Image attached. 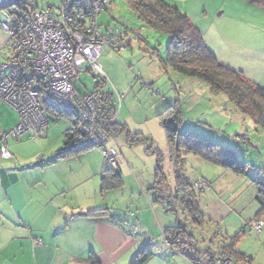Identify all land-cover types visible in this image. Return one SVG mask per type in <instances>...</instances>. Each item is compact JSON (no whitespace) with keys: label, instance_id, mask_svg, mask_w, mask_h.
<instances>
[{"label":"rangeland","instance_id":"374dc122","mask_svg":"<svg viewBox=\"0 0 264 264\" xmlns=\"http://www.w3.org/2000/svg\"><path fill=\"white\" fill-rule=\"evenodd\" d=\"M165 1L188 16L219 63L264 88V0ZM60 3L39 0L38 6L44 9ZM1 13L0 64L11 44L2 29ZM99 22L104 30H117L128 46L121 51L104 49L98 63L106 83L86 71L80 73L76 87L80 94L99 87L113 96L114 120L123 131L114 135L116 140L107 148L116 147L119 154L120 184L113 182L112 190H100V175L104 167L111 166L103 148L58 159L65 132L73 126V118L64 115L54 117L44 137L34 139L33 133H27L20 141L9 140L10 152L19 159L17 169L25 171L34 191L31 197L42 200L50 188L62 187L61 196L67 201L107 204L138 240L133 249L137 264L150 252L142 264H206L204 253L218 251L222 243H234L235 250L251 260L235 264H264V213L259 215L262 231L252 229L261 210L256 196L264 184V131L225 94H215L206 83L164 67L169 36L139 19L128 0H110ZM170 106L181 112L182 133H195L230 147L236 160L246 164V172L238 174L170 147L159 116ZM0 113L6 131L17 125V112L4 101H0ZM178 155L180 161L175 158ZM2 161L6 166L14 162ZM185 179L191 184V193L200 199L202 224L193 223L189 211L175 198L177 182ZM141 219L146 229L135 225ZM170 226L194 236L195 261L167 244L164 230Z\"/></svg>","mask_w":264,"mask_h":264},{"label":"built area","instance_id":"2783aa9c","mask_svg":"<svg viewBox=\"0 0 264 264\" xmlns=\"http://www.w3.org/2000/svg\"><path fill=\"white\" fill-rule=\"evenodd\" d=\"M109 1L61 0L58 7L41 9L39 0H0L2 29L11 39L10 52L0 64V100L19 119L9 131L0 126L1 160L13 157L10 139L20 141L27 133L34 139L44 137L54 117L66 115L73 118L72 138L103 148L111 167H119L116 147L107 148L116 137L108 131L115 115L107 116L105 95L100 90L80 94L76 87L86 71L106 83L98 63L104 49L121 51L128 46L117 30L100 25ZM252 229L261 232L262 223L256 220ZM218 262L232 264L230 259Z\"/></svg>","mask_w":264,"mask_h":264},{"label":"trees","instance_id":"16d2710c","mask_svg":"<svg viewBox=\"0 0 264 264\" xmlns=\"http://www.w3.org/2000/svg\"><path fill=\"white\" fill-rule=\"evenodd\" d=\"M128 2L137 13L139 19L152 29L164 32L169 36L167 59L164 67H171L174 71L184 76L206 83L215 94H225L242 114L249 116L253 123L264 131L263 87L250 82L241 73L219 63L206 45L199 29L177 7L170 5L165 0H128ZM95 90L101 89L97 87ZM103 94L107 102L105 112L110 118L115 113L114 99L109 92H103ZM159 116L163 121L168 143L173 149H184L192 152L213 164L224 166L238 174L246 172V164L236 160V153L230 147L214 143L211 139L203 138L195 133H182L180 130L182 117L177 106L168 107ZM70 130L71 128L65 132V142L57 154L58 159L67 158L95 147L91 143L82 144L81 141L72 138ZM108 131L118 136L123 131V127L117 125L115 120H113L109 124ZM175 158L178 161L181 160L180 155ZM120 180L119 167L113 169L111 166L103 172L101 179L102 186L106 187V189L113 188V182H117L119 185ZM191 189V184L186 179L183 183L178 181L175 198L181 202L182 207L187 212L189 211V219L193 223L202 224L204 217H202L200 211V199L195 195L196 193H191L193 191ZM256 201L261 210L255 219L260 220L259 215L264 213V184L258 187ZM103 211L98 210L93 213L98 214L103 213ZM165 233L169 245L175 246L184 255L188 253L187 256H190L195 261V253L198 254V251L194 236L183 235L185 231L178 232V227L167 229ZM182 236L184 237L182 238ZM222 244L223 246H221ZM222 244L218 247V251L211 252L212 250H209L204 253L208 264H217L218 259H230L232 264L240 261L248 263L251 261L247 256L235 250L234 243ZM149 254L152 255L151 252ZM149 254L139 260V264H142L149 257ZM90 261L93 264H99V261L94 257H91Z\"/></svg>","mask_w":264,"mask_h":264},{"label":"crops","instance_id":"0c3cea01","mask_svg":"<svg viewBox=\"0 0 264 264\" xmlns=\"http://www.w3.org/2000/svg\"><path fill=\"white\" fill-rule=\"evenodd\" d=\"M12 155L14 162L7 166L0 160V264H93L91 257L99 264H137L133 249L138 240L107 204L67 201L62 187H52L42 200H34L25 171L17 169L19 159ZM100 190L112 188L100 180ZM98 210L104 211L93 213ZM135 225L146 229L142 219ZM167 229L173 227L164 233Z\"/></svg>","mask_w":264,"mask_h":264},{"label":"clouds","instance_id":"9594fccd","mask_svg":"<svg viewBox=\"0 0 264 264\" xmlns=\"http://www.w3.org/2000/svg\"><path fill=\"white\" fill-rule=\"evenodd\" d=\"M115 119V118H114ZM257 219H255V221H256Z\"/></svg>","mask_w":264,"mask_h":264}]
</instances>
